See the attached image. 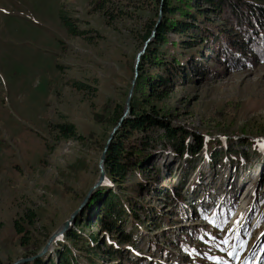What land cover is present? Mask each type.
<instances>
[{"label":"rangeland","instance_id":"obj_1","mask_svg":"<svg viewBox=\"0 0 264 264\" xmlns=\"http://www.w3.org/2000/svg\"><path fill=\"white\" fill-rule=\"evenodd\" d=\"M157 9L154 0H0V264L36 255L95 181L100 151L133 77L134 55ZM194 30L169 31L158 57L185 64L201 53L203 67L185 64L150 104L170 125L202 136L204 145L191 160L157 145L148 150L145 168L121 186L137 208L136 217L125 219L126 230L139 228L135 245L95 226L73 225L94 190L106 185L118 192L105 177L68 228L85 238L97 230L101 250L109 244L133 257L93 255L83 242L75 247L57 238V247L65 245L78 264H139L143 258L264 264V63L257 64L253 48L227 62L216 52L219 40L206 49L172 45ZM241 30L232 25L226 33L236 38ZM157 72L167 75L145 65L144 75ZM64 123L73 125V135L59 130ZM227 148L245 155L208 160L212 150ZM55 248L37 257L55 260Z\"/></svg>","mask_w":264,"mask_h":264},{"label":"trees","instance_id":"obj_2","mask_svg":"<svg viewBox=\"0 0 264 264\" xmlns=\"http://www.w3.org/2000/svg\"><path fill=\"white\" fill-rule=\"evenodd\" d=\"M154 1L157 3V8L161 5V19L156 24L154 36L147 44L138 63V75L130 100L131 110L129 117L122 122L121 127L112 138L106 150L103 163L105 177L116 185L119 190L114 192L106 185L94 190L84 208L83 217H77L73 223L74 226L81 228L95 226L102 233H114L118 236L117 238L120 242L132 245H135L140 231L134 224L131 225L130 229L126 230L125 223L128 220L125 221V219H127L129 213L136 217L137 208L132 200L127 196L121 195V186L128 180H132L128 179L130 176L134 177L137 171L145 168L146 159L151 154L148 150H155L157 145L162 148L168 147L176 156H186L187 160H191L193 156L197 155L204 145L202 136L189 134L180 126L170 125L165 115L159 114L158 108L150 104L152 99H160L166 93L174 75H182L185 72V64L191 65L198 70L203 67L201 60H199V58H202L201 53L197 55L198 57H196V54H191V58L187 59L185 64H182L180 59L174 56L169 61L159 58L157 47L168 42L166 34L169 31L183 33L188 29L194 28L195 33L189 35V39H184L180 42L173 41L172 45L179 44L184 48H194L203 44L202 48L205 47L206 49L207 46L213 48L214 45H210V43L219 40L221 45L216 48V52L227 62L240 59L239 56L243 55L244 50L253 48L257 64L264 63V0ZM211 14L216 17L221 16L223 22L217 23L216 20L211 19L209 17ZM170 15L179 17L172 18ZM154 25L155 21L146 30L145 39L150 35ZM226 25H233L238 29H242V35H237L234 38L227 34ZM240 25H244V28L239 27ZM181 54L184 55V53ZM147 63L152 67L162 69L167 75H162L158 72L154 75H144V68ZM75 86L79 87L80 83L75 84ZM141 105L148 109L139 111L138 109ZM120 113L115 117V122L118 120ZM58 127L63 133L74 134V127L71 124H59ZM156 130H161L162 132L154 139L152 135ZM188 136H191V141H188ZM244 155L243 151L227 148L225 152L212 150L207 157L212 163L214 161L221 163L223 157L231 159L232 156L243 157ZM140 206L143 208L142 205ZM143 210L145 211V209ZM31 215L27 216L31 217ZM157 219H160V217ZM16 226L15 222L16 231L21 233L23 229ZM97 230L89 233L85 238L76 232L74 228H68L60 237L71 242L75 247L79 242H83L86 252L97 255L99 250H101L97 244L99 238ZM59 242L56 240L53 243V246H56L55 260L48 258L44 262L43 257H36L20 264H78V259H75L74 254L65 245L62 246L63 248L57 247ZM101 251H105L112 258H120L122 260L124 258L125 261L132 260L131 258L133 257L130 253L121 254L119 249H115L109 244L106 245L105 250ZM139 264H154V262L150 259L146 261L143 258Z\"/></svg>","mask_w":264,"mask_h":264},{"label":"water","instance_id":"obj_3","mask_svg":"<svg viewBox=\"0 0 264 264\" xmlns=\"http://www.w3.org/2000/svg\"><path fill=\"white\" fill-rule=\"evenodd\" d=\"M160 19H161V5L158 6L157 18L155 20V25L153 26L150 35L148 37H146V39L143 41V44H142L140 50H138L134 55V59H133V63H132L133 77L130 81V86H129L127 94H126V98L124 100L121 115L119 116L115 125L108 132L107 137H106L105 142H104V145L102 147V150L100 151V154H99V157L97 160L98 174H97L95 181L88 188V190L84 194L82 200L80 201L79 205L69 214V216L60 224V226L49 235L45 244L43 245L41 250L36 255L17 258L14 261H12L10 264H20V263H23L26 261H30V260H33L35 257L41 256V255L45 254L46 252H48L50 250V247L53 245L54 241L57 238H59L63 233H65V231L68 229L69 225L75 220L77 213H79L80 210L83 208V206L85 205V203H86L87 199L89 198V195L91 194V192L103 183L104 178H105V169H104L103 163H104V159H105L106 150H107L112 138L114 137L115 133L121 127L122 122L126 118L129 117V113L131 110L130 99H131V96L133 93V88L135 85V79H136L137 74H138V63H139L141 56L143 55V53L145 51L147 44L149 43V41L154 36L156 24L160 21Z\"/></svg>","mask_w":264,"mask_h":264}]
</instances>
